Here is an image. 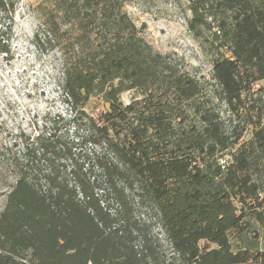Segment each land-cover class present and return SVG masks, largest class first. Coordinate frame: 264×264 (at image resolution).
<instances>
[{"label":"trees","instance_id":"1","mask_svg":"<svg viewBox=\"0 0 264 264\" xmlns=\"http://www.w3.org/2000/svg\"><path fill=\"white\" fill-rule=\"evenodd\" d=\"M127 1L53 0L80 38L62 68L71 113L94 95H102L110 110L103 125L80 108L66 132L21 135L16 183L0 213V264H245L254 253L264 264V248L249 251L255 246L241 235L248 201L262 208L252 215L264 226L261 186L251 175L257 151L264 153V127L212 176L181 147L211 156L227 152L241 135L227 134L218 114L196 105L203 129L181 139L178 152L162 154L172 133L168 101L154 103L149 95L124 106L120 95L136 87L147 93L153 84L164 98L172 91L179 106L199 97L202 86L185 74L165 81L169 66L139 36L142 29L123 11ZM216 2L230 21L222 19L214 35L230 56L214 62L213 80L220 98L237 110L250 86L264 81V0ZM192 12L194 29L201 18L197 8ZM15 13V2L0 0V53L6 55ZM95 33L96 43L82 42ZM107 37L113 43L105 46ZM150 129L155 141L147 136ZM148 208L174 251L171 259L155 222L142 214ZM232 231H239L245 250H233ZM202 240L217 248L203 252Z\"/></svg>","mask_w":264,"mask_h":264},{"label":"rangeland","instance_id":"2","mask_svg":"<svg viewBox=\"0 0 264 264\" xmlns=\"http://www.w3.org/2000/svg\"><path fill=\"white\" fill-rule=\"evenodd\" d=\"M12 1L15 2L16 13L11 52L8 55L0 53V213L8 192L16 183L14 159L22 153L21 135L34 139L41 132L51 133L55 129L66 132L69 121L80 108L103 125V115L110 110V104L102 95H94L71 113L73 104L62 89V68L65 60L73 56V46L80 38L77 37V29L61 19L53 0ZM193 7L198 9L201 18L194 29L191 27ZM123 11L138 29H142L139 36L168 64L169 68L165 69L163 75L165 81L170 83L176 75L185 74L202 86V93L194 100L177 106L172 91L169 90V96L164 98L158 87L150 84L147 93L140 87L124 91L120 95V102L127 106L149 95L154 103L168 101L166 114L172 123V133L167 147L161 148V153L166 157L172 151H177V145L186 135L203 129L204 124L195 111L196 105L215 112L227 134L236 132L241 135L239 142L227 152H217L211 156L198 149L187 150L185 145L180 152L190 155L193 165L211 171L212 176L218 166L228 168L232 164L233 153L243 146L250 147L255 133L264 127V81L253 83L243 95V104L234 110L220 98L213 80L214 62L230 56L229 46L216 40L214 34L222 19H230L216 0H128ZM81 40L96 43V33L86 34ZM106 40L105 46L113 43L108 37ZM257 112H261L260 118ZM154 134L150 129L147 136L151 141L156 140ZM256 156L259 157L251 168V175L260 184L261 199L264 200V153L258 150ZM234 202L239 210L243 208L237 198ZM245 210L248 215L243 221L245 231L241 235L254 244L255 247L249 251L263 249L264 226L252 215L253 212H261L262 208L248 201ZM142 214L155 222L154 231L162 239L165 255L168 259L173 258L174 251L166 241L155 213L148 208L143 209ZM239 237V231L230 233V241L236 252L245 250L244 242ZM200 248L205 252L217 246L202 240ZM245 264H260L256 253Z\"/></svg>","mask_w":264,"mask_h":264}]
</instances>
